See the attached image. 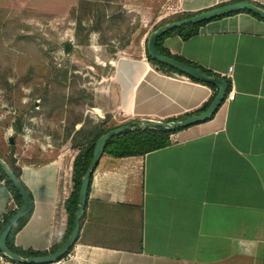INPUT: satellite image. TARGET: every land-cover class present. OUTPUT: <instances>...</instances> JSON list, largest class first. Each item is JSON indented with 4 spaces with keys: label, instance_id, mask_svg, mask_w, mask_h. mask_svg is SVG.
<instances>
[{
    "label": "crops",
    "instance_id": "obj_1",
    "mask_svg": "<svg viewBox=\"0 0 264 264\" xmlns=\"http://www.w3.org/2000/svg\"><path fill=\"white\" fill-rule=\"evenodd\" d=\"M238 1L177 0L175 14ZM246 1L264 8V0ZM183 34L168 35L162 48L229 80L232 100L204 123L170 135L167 147L126 157L104 153L72 249L52 264H264V20L242 12L203 23L187 40ZM113 81L119 109L137 120L198 114L213 95L159 70L146 53L118 58ZM12 157V165L1 158L33 205L10 245L48 254L67 234L65 203L74 184L57 161ZM1 180L0 225L11 197L18 205Z\"/></svg>",
    "mask_w": 264,
    "mask_h": 264
},
{
    "label": "rangeland",
    "instance_id": "obj_2",
    "mask_svg": "<svg viewBox=\"0 0 264 264\" xmlns=\"http://www.w3.org/2000/svg\"><path fill=\"white\" fill-rule=\"evenodd\" d=\"M176 4L0 0V157L11 165L15 153L36 163L57 161L74 184V162L99 134L141 121L119 109L114 64L145 55L151 31L186 17L175 14ZM135 130L113 137L110 147H144Z\"/></svg>",
    "mask_w": 264,
    "mask_h": 264
},
{
    "label": "water",
    "instance_id": "obj_3",
    "mask_svg": "<svg viewBox=\"0 0 264 264\" xmlns=\"http://www.w3.org/2000/svg\"><path fill=\"white\" fill-rule=\"evenodd\" d=\"M239 12H249L264 20V8L258 7L255 4L243 0L238 2H232L224 4L209 10L193 14L188 17H184L180 20L166 23L158 26L153 31L149 33L146 39L145 51L147 55L156 63L172 69L176 72L182 73L188 77H191L197 81L205 84L213 85L216 88V94L208 107L198 114H191L180 119H175L172 121H153V120H141L139 122H134L127 125H122L109 130L108 132L102 134L98 139H96L91 144V159L89 165L87 166L84 174L80 179L76 209L73 216L71 231L65 241L61 246L53 253H48L46 255L39 256H27L23 257L11 251L7 245V238L16 225V223L23 217L30 214L32 209V198L30 192L23 186L20 180L14 175L13 171L9 165L0 157V170L5 175L6 179L12 184L19 197L22 200V208L19 209L11 218L7 220L4 226L0 229V254L15 263L19 264H52L58 261L63 255H65L70 247L75 242L77 234L79 232L80 220L83 216L84 207L86 204L89 184L94 168L97 166L99 160L105 153V146L110 139L121 134L124 130L133 129L134 125L138 129H161L165 132H173L188 128L197 124L204 123L205 121L211 119L215 111L223 103L225 96L228 92V84L225 80L219 77H212L207 75L202 70L191 67L183 62L177 61L166 55H163L157 49V40L165 32L179 29L182 27H187L190 25H199L211 20L225 17L231 14ZM16 124L20 129L21 125L19 120H16ZM9 143L13 144V138L9 137Z\"/></svg>",
    "mask_w": 264,
    "mask_h": 264
},
{
    "label": "trees",
    "instance_id": "obj_4",
    "mask_svg": "<svg viewBox=\"0 0 264 264\" xmlns=\"http://www.w3.org/2000/svg\"><path fill=\"white\" fill-rule=\"evenodd\" d=\"M256 6L258 7H261L257 4H255ZM263 8V7H261ZM239 13H242V12H239ZM237 14V13H235ZM252 15L256 16L255 14L251 13ZM193 14H190L188 16H191ZM186 16V17H188ZM258 17V16H256ZM260 18V17H258ZM261 19V18H260ZM180 20V19H179ZM263 20V19H262ZM202 24H199V25H190V26H187V27H182V28H179V29H174V30H171V31H168V32H165L163 35H161L158 40H157V49L159 50L160 53H162L163 55H166L170 58H173L177 61H180V62H183L191 67H194V68H197L199 70H202L203 72H205L207 75L209 76H212V77H219V78H222L223 80H225L228 84V92L230 90V82L229 80H227L226 78H223V77H220L218 76L217 74H214V73H211L195 64H192L190 62H187L181 58H178V57H175V56H172L170 55L167 51H165L162 46H161V43H162V40L167 37L168 35L172 34V33H176V32H179V33H185L183 35H181V38L182 40H187L191 37H193L194 35H196L197 33V28L199 26H201ZM146 53V51H145ZM146 58L148 60L149 63H151L152 65L154 66H157L159 70L161 71H164L166 73H174V74H178V75H181V76H186L182 73H179V72H176L172 69H169L167 67H164L162 65H160L159 63H156L155 61H153L146 53ZM187 78H189L190 80L194 81V82H197V83H200L202 85H205L207 87H209L210 89L213 90V95L210 99V101L208 103H206L202 109L200 111H203L205 110L208 105L210 104V102L212 101V99L214 98L215 94H216V88L213 86V85H210V84H205V83H202L200 81H197L191 77H188L186 76ZM172 120H175V119H169V120H166V121H172ZM134 123V122H132ZM131 124V123H130ZM134 129H137L135 130L134 132H138L137 136H140V137H137V140L140 141L141 139L143 140V142L145 144H143L144 147L138 149V150H135V151H116L114 150L113 148H111L110 146L115 143L116 140H113V139H110L108 141V143L106 144L105 146V153L107 154H110V155H114L116 157H126V156H134V155H144L148 152H151V151H155V150H158V149H161V148H164V147H167L170 145V140H169V136L172 135V134H175L181 130H177V131H173V132H165L161 129H152V128H146L144 130L142 129H138L135 125H134ZM186 129V128H184ZM111 130V129H110ZM109 130H107L106 132H108ZM104 132V133H106ZM104 133H101L99 134L96 139H98L102 134ZM95 139V140H96ZM94 140V141H95ZM91 145L84 151L82 152L78 158H76L75 162H74V177H73V182H74V189H73V192L71 194V196L69 197V199L66 201L65 203V208H66V211L67 213L69 214V228H68V231H67V234L66 236L63 238V240L61 241V243L54 247L52 250H50L49 253H53L55 252L60 246L61 244L65 241V239L67 238V236L69 235L70 231H71V226H72V221H73V216H74V212H75V209H76V203H77V197H78V191H79V185H80V179L82 177V175L84 174L87 166L89 165V162H90V159H91ZM11 170L13 171L14 175L19 179V176L18 174L11 168ZM0 177L5 181V185L7 186L8 190L11 192V194L13 195V197L15 198L16 202L18 203V207L19 209L22 208V200L21 198L19 197L18 193L16 192V190L14 189V187L12 186V184L6 179L5 175L2 173V171L0 170ZM15 213H12L11 215H9L8 217H6L4 219V222L0 225V229L4 226V224L7 222V220L9 218H11V216H13ZM28 219V215L21 218L17 223L16 225L14 226V228L12 229V231L10 232L8 238H7V245L9 247V249L11 251H13L14 253L18 254V255H21L23 257H27V256H39V255H46V253H35V252H23L21 250H18V249H15L13 248L11 245H10V237L13 235V233L19 228L21 227ZM72 249V246L70 247V249L68 250V252L66 254L69 253V251ZM63 255L61 258H59L58 260L62 259L63 257L66 256ZM5 260L9 261V262H12L8 259L5 258ZM12 263H15V262H12Z\"/></svg>",
    "mask_w": 264,
    "mask_h": 264
},
{
    "label": "built area",
    "instance_id": "obj_5",
    "mask_svg": "<svg viewBox=\"0 0 264 264\" xmlns=\"http://www.w3.org/2000/svg\"><path fill=\"white\" fill-rule=\"evenodd\" d=\"M233 98V92L232 91H229L227 92L226 96H225V99L223 102H228V101H231ZM2 183H5L4 180H1ZM17 211H19V207L18 205L13 201L12 197H11V200L8 204V208L5 210L4 212V218L8 217L9 215H11L12 213H16ZM4 222V219L1 220V223ZM0 259L3 260L4 257L0 254Z\"/></svg>",
    "mask_w": 264,
    "mask_h": 264
},
{
    "label": "flooded vegetation",
    "instance_id": "obj_6",
    "mask_svg": "<svg viewBox=\"0 0 264 264\" xmlns=\"http://www.w3.org/2000/svg\"><path fill=\"white\" fill-rule=\"evenodd\" d=\"M42 101L41 100H38V103H41ZM35 105H36V103H35ZM41 105V104H40ZM36 109H39V106H37L36 105ZM15 125L17 126V124H16V122H15ZM20 125H21V123H20ZM17 128H18V126H17ZM22 128V125H21V127H20V129ZM19 128H18V130H20ZM9 141V140H8ZM10 144V143H9ZM11 146H14V139H13V144H10Z\"/></svg>",
    "mask_w": 264,
    "mask_h": 264
}]
</instances>
